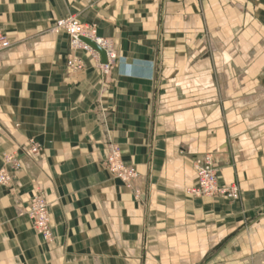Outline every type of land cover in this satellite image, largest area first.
I'll return each mask as SVG.
<instances>
[{
  "label": "crops",
  "instance_id": "0c3cea01",
  "mask_svg": "<svg viewBox=\"0 0 264 264\" xmlns=\"http://www.w3.org/2000/svg\"><path fill=\"white\" fill-rule=\"evenodd\" d=\"M68 17L112 43L107 75L51 31ZM0 32V167L21 162L0 264H264V0H0ZM207 156L234 201L187 195ZM37 195L49 241L26 215Z\"/></svg>",
  "mask_w": 264,
  "mask_h": 264
},
{
  "label": "built area",
  "instance_id": "2783aa9c",
  "mask_svg": "<svg viewBox=\"0 0 264 264\" xmlns=\"http://www.w3.org/2000/svg\"><path fill=\"white\" fill-rule=\"evenodd\" d=\"M53 33L65 32L71 40V46L74 50H85L92 54L98 61V70L101 75H107L115 62V54L111 42L101 39L96 34L94 26H84L75 18L68 17L65 19L56 20L52 30ZM83 40L93 42L106 55V63H100V54L92 47L87 45ZM11 47L8 39L0 32V52L8 50ZM69 69L79 71L83 69V64L80 60L69 57L67 60ZM31 153H38L39 145L33 141L29 142ZM121 152L115 145L109 144L107 157L105 159V167L113 177L120 180L125 186L131 188L133 180L136 179L137 173L131 166L125 165L121 160ZM21 162L17 158L10 155L5 156L4 166L0 167V187H9L14 183L15 173L20 169ZM216 166L211 157L207 156L196 167L195 185L189 188L186 193L196 199L202 197H213L218 191L221 195L228 198H237L238 189L235 186L217 187ZM138 194V191H135ZM26 215L32 223L34 231L41 236L45 241L51 239V227L49 219L48 204L45 199L40 196H34L29 203Z\"/></svg>",
  "mask_w": 264,
  "mask_h": 264
},
{
  "label": "rangeland",
  "instance_id": "374dc122",
  "mask_svg": "<svg viewBox=\"0 0 264 264\" xmlns=\"http://www.w3.org/2000/svg\"><path fill=\"white\" fill-rule=\"evenodd\" d=\"M107 157V156H106ZM121 160H122V157H121ZM105 162V161H104ZM122 162H123V160H122ZM124 163V162H123ZM104 165H105V163H104ZM105 167V166H104ZM106 168V167H105ZM107 170V169H106ZM217 170V169H216ZM108 171V170H107ZM109 172V171H108ZM110 173V172H109ZM111 174V173H110ZM113 178H115V179H117L116 177H113ZM216 179H217V171H216ZM118 180V179H117ZM138 180V174H137V177H136V179L135 180H133V182H132V184H131V186L134 184V182H136ZM120 181V180H119ZM217 187L218 188H222V187H220L219 185H218V179H217ZM188 195V194H187ZM218 197H224V198H226V199H228V200H230V201H234L235 199H237V198H228V197H226V196H223V195H221L218 191L214 194V196L213 197H202V198H218ZM193 198V197H192ZM202 198H199V199H202ZM196 199V198H195Z\"/></svg>",
  "mask_w": 264,
  "mask_h": 264
},
{
  "label": "water",
  "instance_id": "95a60500",
  "mask_svg": "<svg viewBox=\"0 0 264 264\" xmlns=\"http://www.w3.org/2000/svg\"><path fill=\"white\" fill-rule=\"evenodd\" d=\"M83 41L100 54L101 61H102L103 64H105L106 63V55H105L104 51H102L98 46H96L91 41H88V40H83Z\"/></svg>",
  "mask_w": 264,
  "mask_h": 264
},
{
  "label": "bare ground",
  "instance_id": "6f19581e",
  "mask_svg": "<svg viewBox=\"0 0 264 264\" xmlns=\"http://www.w3.org/2000/svg\"><path fill=\"white\" fill-rule=\"evenodd\" d=\"M248 100L250 101V100H252V99H248ZM248 100H247V101H248Z\"/></svg>",
  "mask_w": 264,
  "mask_h": 264
}]
</instances>
